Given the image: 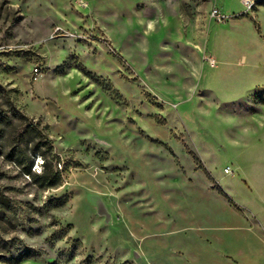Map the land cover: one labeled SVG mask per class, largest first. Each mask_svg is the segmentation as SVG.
<instances>
[{"label":"rangeland","instance_id":"obj_1","mask_svg":"<svg viewBox=\"0 0 264 264\" xmlns=\"http://www.w3.org/2000/svg\"><path fill=\"white\" fill-rule=\"evenodd\" d=\"M0 113V264H264V0H0Z\"/></svg>","mask_w":264,"mask_h":264},{"label":"trees","instance_id":"obj_2","mask_svg":"<svg viewBox=\"0 0 264 264\" xmlns=\"http://www.w3.org/2000/svg\"><path fill=\"white\" fill-rule=\"evenodd\" d=\"M26 120V118H25ZM0 124L2 125H12V118L10 115H6L3 113H0ZM37 136V148L36 150L40 152L44 157L46 156L44 151L41 149V145L47 144V140L42 141L43 133L42 130L38 127V125L34 122L29 121L26 123L23 127V130L19 133V135L14 136L15 138V143L11 146L10 150L8 151L9 155L15 154L17 157V161L19 164L22 165V170L26 173L31 172V164L27 161H25V151L22 150L19 145L20 141L23 140H32ZM18 148H17V147ZM50 147V146H48ZM35 150V149H34ZM44 159L43 161H45ZM79 242V241H78Z\"/></svg>","mask_w":264,"mask_h":264},{"label":"built area","instance_id":"obj_3","mask_svg":"<svg viewBox=\"0 0 264 264\" xmlns=\"http://www.w3.org/2000/svg\"><path fill=\"white\" fill-rule=\"evenodd\" d=\"M214 12H215V11H214ZM214 12H213V13H214ZM33 71L37 73V72H38V67H37V66H34V67H33Z\"/></svg>","mask_w":264,"mask_h":264}]
</instances>
